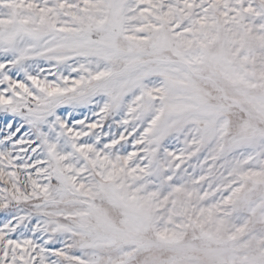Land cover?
Returning a JSON list of instances; mask_svg holds the SVG:
<instances>
[{"label":"snow or ice","instance_id":"obj_1","mask_svg":"<svg viewBox=\"0 0 264 264\" xmlns=\"http://www.w3.org/2000/svg\"><path fill=\"white\" fill-rule=\"evenodd\" d=\"M0 264H264V0H0Z\"/></svg>","mask_w":264,"mask_h":264}]
</instances>
